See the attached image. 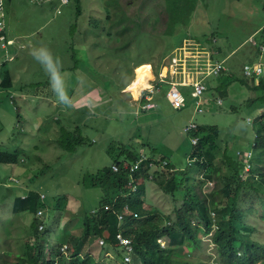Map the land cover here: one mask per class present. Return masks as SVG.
Segmentation results:
<instances>
[{"label":"rangeland","instance_id":"374dc122","mask_svg":"<svg viewBox=\"0 0 264 264\" xmlns=\"http://www.w3.org/2000/svg\"><path fill=\"white\" fill-rule=\"evenodd\" d=\"M119 1L127 17L125 24L133 29L137 19L140 23L137 36H131L132 42H123L127 49H120L122 39L111 40L105 32L109 29L107 20L104 21L109 19V0H82L84 14L78 19L72 0L63 6L57 1L4 0L6 31L13 44L7 53L0 50V63L5 55L15 57L7 64L14 77L12 88L0 94V100L3 99L0 147L5 152H14L20 150L16 147L19 142L25 149L20 152L25 162L12 167L5 165L9 170L15 169V180L9 178L3 182L13 185L12 194L8 196L0 181V253L22 251V244L30 235L32 215H23L24 218L15 214L14 201L18 194L35 190L45 196L46 224L50 230L46 237V255L53 259L63 255L65 258L59 257L58 264L65 259V264H71L70 253L60 249V253L54 254L55 248L64 243L68 245L67 251L73 248L70 242L60 240L70 239L71 236H63L66 230L76 234L74 226L85 216L84 211L100 208L103 190L93 186L92 180L121 154L119 147L123 144L155 159L165 156L177 172L188 170L190 176L197 171L190 157L194 147L191 134L184 131L190 122L200 127L217 126L220 131L217 149L221 152L229 149L237 155L252 150L255 122L264 114V102L260 99L264 92L250 87L253 80L244 76L243 65L259 57L250 39L264 25V0ZM91 17L103 20L96 30L87 26ZM73 24L77 27L74 52L81 58L76 68L69 52ZM185 37L189 42L201 41L212 59L224 60L227 67L220 75L205 78L208 90L202 96L203 112L195 111L193 99L179 109L172 107L166 98L171 78L158 81L161 90L154 97L156 107L139 110V103L135 101L141 90L133 94L122 91L130 82L134 83L138 64L144 61L150 64L158 80L165 60L160 63L161 54L182 46ZM255 39L264 42L261 34ZM81 43L85 44L84 48ZM178 53L171 56L176 57ZM19 90L27 94L25 100L19 98L24 102L23 105L19 102L24 116L21 121L16 110L18 103L11 97ZM48 92L50 96L46 98ZM218 99L222 100L221 105ZM248 117L255 122L248 123ZM64 126L81 127L85 143L74 152H66L57 144ZM3 173L6 172L0 171ZM215 185L216 179H212L203 188L210 190ZM145 186V207L159 209L174 218V208L181 206L185 197L184 185L176 198L153 181L147 180ZM247 222L256 228L254 239L264 243V220L254 214ZM201 237L200 247L191 252L185 245L170 248L175 254L195 261L220 262L211 234H201ZM98 243L89 248V254L96 261L105 263L115 258L113 249L105 253ZM162 246L169 247L168 241L163 239ZM115 260L121 264L118 258Z\"/></svg>","mask_w":264,"mask_h":264},{"label":"trees","instance_id":"16d2710c","mask_svg":"<svg viewBox=\"0 0 264 264\" xmlns=\"http://www.w3.org/2000/svg\"><path fill=\"white\" fill-rule=\"evenodd\" d=\"M72 3L75 7V16L78 19L84 14L82 0H72ZM119 4V0H109L107 6L109 19H104V21H109V23L105 21L109 24V29L104 30L111 40L122 39L123 41L119 45L120 49H127L123 42L125 40H129V43L132 42L131 36H137L140 23L137 19V24L133 25V29L125 24L127 17ZM173 11L171 10V12ZM101 21L103 20L91 17L87 26L96 30ZM75 26V24L71 26L70 37L72 40L69 44L73 68L79 67L78 61L81 59L74 52L77 29ZM114 30L115 32H113ZM128 32L131 33L128 34ZM85 36L87 38L84 31ZM196 42L202 43L201 41ZM81 45L84 48L85 44L81 43ZM112 48L119 49L117 46ZM165 58L166 55L161 56L160 63ZM8 62L7 60L1 62L0 89H10L13 85L12 75L7 67ZM73 68L72 65L69 67L71 70ZM250 87L263 90L264 81L262 80L259 86L250 85ZM49 96L48 92L46 97ZM260 99L264 102V95ZM16 110L19 119L18 107ZM219 134V128L215 125L198 126L196 132V136L199 137L198 143L193 147L190 156L197 166L196 173L190 176L188 170L177 172L171 162L165 168L154 171L148 164L143 165L134 174L138 185L134 192L129 187L131 174L125 168V164L136 161L140 153L136 148H127L129 145L120 146L121 154L116 155L112 163L109 166H104L98 172L97 177L92 180L93 186H100L103 190L100 208L84 211L85 216L80 217L74 226L76 234L72 230H66L63 236H71V240L60 239L63 242H70L73 246L66 252V254L70 253L71 264H117L115 258H118L121 264H127L124 259L127 251L126 246L120 244L117 238L119 233L131 240L132 251L129 254L131 261L128 264H258L259 262L264 264V243L254 239L256 228L247 222V218L254 214L264 220V122L263 120L255 122L252 156L248 162L242 159L244 153L240 152L235 155L229 149L222 152L217 149ZM84 143L85 138L81 134L80 126L73 128L64 126L60 129L57 144L64 151L74 152L78 146ZM20 152L21 150L17 149L14 152L11 150L5 152L0 149V163L17 165L20 161L23 162L25 156ZM155 160L159 162L168 159L162 156ZM115 163L120 165L118 172L112 168ZM247 164L250 165L249 169H246ZM212 179H216L215 187L204 190L203 187L211 183ZM147 180L155 182L162 191L170 194L173 198H176L180 191L179 188L184 185L185 197L182 205L174 208V218L165 215L159 209L145 207V182ZM2 185L10 191L9 194L13 193V185ZM44 199L45 196L35 190L18 194L14 201L13 212L21 216L32 215V221L29 224L30 235L22 244L21 252L17 254H13L11 251L0 253V264H58L59 257L61 260L65 258L60 254L54 259L46 255L45 247L48 246L46 237L50 230L46 224L47 212ZM106 205L108 208H105ZM40 209L45 211V219L37 216ZM120 214L123 215V219L120 218ZM40 225H44V228L40 229ZM201 234H211L212 242L221 259L220 262L195 261L188 256L183 257L175 254L170 248L171 246L185 245L186 249L191 252L200 247ZM163 239L168 241L169 247L162 246ZM98 241L100 243L103 241L101 246H98L101 247V250L104 249L105 253H108L109 249H113L115 258L109 259V262L105 261V263L96 261L89 254V248ZM64 244L56 246L54 254L60 253ZM7 258L12 261H8ZM61 262L65 264L67 260Z\"/></svg>","mask_w":264,"mask_h":264},{"label":"built area","instance_id":"2783aa9c","mask_svg":"<svg viewBox=\"0 0 264 264\" xmlns=\"http://www.w3.org/2000/svg\"><path fill=\"white\" fill-rule=\"evenodd\" d=\"M36 2L42 3V2H54L57 1L60 6L68 5L71 0H34ZM58 12L60 13L61 10L59 9ZM257 34H261V37L264 39V25L256 31L255 34H253V37L250 39L251 45L257 50L258 52V59L252 61V62H246L243 65V74L244 76L251 78L256 86H259L261 81H264V42H258L255 37ZM192 42L185 41L183 46L179 48V52L183 51V53L186 54L187 49L189 48L190 44ZM12 41L8 39L7 31H6V22H5V3L4 0H0V50L8 52V48L12 45ZM207 48V47H206ZM193 58H187L184 62H178L176 63L175 70H172L170 74L166 76H162L161 69L159 72V79H155L152 71V77L148 79V84L143 87L137 97L143 98L145 100L143 108L144 109H154L156 107V103L154 101L155 95L160 92V86L158 82L159 80H165L167 78H171L169 85L170 88L166 93V98L168 102L172 105V107L179 109L181 106L185 104L188 100L191 99L195 100V111L198 113L203 112V100L202 96L205 91L208 90V86L205 82V78L207 76H217L223 73L227 70V67L225 66L224 60H213L211 54H198L194 55ZM15 56H8L5 55V59L7 61H13ZM3 60V61H4ZM1 66V63H0ZM173 67V66H172ZM152 70V68H151ZM264 92V89H263ZM264 95V93H263ZM12 98H25L24 94H17L12 93ZM218 105L222 104V100H217ZM264 122V114H261L256 121H262ZM248 123L253 124L255 122L254 118L248 117L247 119ZM198 130V124L196 122H190L184 127V131L187 134H191V141L192 144L195 146L198 143L199 137L196 136V132ZM240 154V152H238ZM252 156V151H249L247 153H244L242 157H247L248 159ZM150 167L151 170H157L160 168H165L168 164V161L163 160L157 162L156 160L151 159L149 156L141 153L136 161H134L131 164H125V168L130 171L131 177L129 182V187L131 191H136L138 188V185L135 181L136 177L134 174L138 172L143 165H147ZM113 170L115 172H118L120 170L119 164H114ZM250 165L247 164L246 169H249ZM152 177V176H151ZM15 180L14 178H12ZM44 196V195H43ZM105 208H108L106 205ZM37 216L41 219H45V211L43 209L38 210ZM120 218L123 219V215L120 214ZM44 228V225H40V229ZM117 238L120 242V244H123L126 246V256L124 257L126 263L128 264L131 261L130 253L132 251V245L131 240L127 239L122 236V234H118ZM103 241H101L102 243ZM67 245H63L61 250L66 254L67 252Z\"/></svg>","mask_w":264,"mask_h":264},{"label":"bare ground","instance_id":"6f19581e","mask_svg":"<svg viewBox=\"0 0 264 264\" xmlns=\"http://www.w3.org/2000/svg\"><path fill=\"white\" fill-rule=\"evenodd\" d=\"M178 51L179 50H177L176 52H178ZM200 53L206 54V53H208V50L204 45L197 43L196 41L193 40V43L190 44L189 48L187 49V52H186L187 55H185V53H183V51H180L176 55V57L175 56H169L164 60V62L162 64V68H161L162 76H166V75L170 74V72L172 70H175L176 65H177L176 63L184 62L187 58H193L194 56H192L191 54L198 55ZM150 77H152L151 65L150 64H144V65L140 66L137 69V76H136L134 83L129 84L126 87V91H128L132 94L134 92L140 91L143 87H145L148 84V79Z\"/></svg>","mask_w":264,"mask_h":264},{"label":"crops","instance_id":"0c3cea01","mask_svg":"<svg viewBox=\"0 0 264 264\" xmlns=\"http://www.w3.org/2000/svg\"><path fill=\"white\" fill-rule=\"evenodd\" d=\"M193 40V39H192ZM185 41H189V40H187V38L185 37L184 39H183V42H182V46H183V44L185 43ZM200 44H202V43H200ZM203 45V44H202ZM182 46H177V47H175L172 51H170V52H168L167 54H165L166 55V58L167 57H169V56H171V54L172 53H174V52H176L177 50H179V48H181ZM205 46V45H204ZM161 56H163V54H161ZM165 58V59H166ZM142 65H144V64H142ZM142 65H140V66H142ZM152 71V70H151ZM160 72V71H159ZM152 74H153V76H154V78H155V75H154V73H153V71H152ZM12 75V74H11ZM158 77H159V75H158ZM12 79H13V81H12V84H13V82H14V77H13V75H12ZM155 79H157V78H155ZM252 85L253 86H255V84H254V82H252ZM126 89V88H125ZM7 92L8 91V89H0V94L1 93H3V92ZM15 93H17V94H23L22 92H24V91H21V90H19V92H16V91H14ZM25 93V92H24ZM26 94V93H25ZM24 94V95H25ZM2 96V95H1ZM26 96H27V94L25 95V98H22V99H26ZM73 97H74V94L72 95ZM37 97H38V95H37ZM44 98V97H43ZM47 98V97H46ZM109 98H110V96H109ZM10 99V98H9ZM22 99H19V98H17L16 99V102L18 103V109H19V113H20V118H19V120L20 119H22L24 116H23V114H22V109H21V105H23L24 104V102H23V100ZM111 99V98H110ZM3 99H1L0 100V102L2 101ZM137 101H135L136 103H139L138 104V109L139 110H142V111H149V110H153V109H144L143 108V105H144V102H145V100L143 99V98H139V99H136ZM19 102H20V104H19ZM27 102H28V100H27ZM133 102V101H132ZM27 114H28V111H27ZM21 121V120H20ZM20 121H18V122H20ZM16 147H18V148H20V150H21V152H22V150H23V152H24V147L22 146V145H20V143L19 142H17V144H16ZM0 149H2L1 147H0ZM141 154V153H140ZM23 162H25V160H23ZM0 171H2V172H6V173H3V174H5V175H3V174H0V178H2V179H0V181L2 182V184H4L3 182L4 181H7L9 178H14L15 177V169H11V170H9L8 169V167H12V166H17L16 164L15 165H9V164H4V163H0ZM5 165H8V167L7 166H5ZM1 168L3 169V170H1ZM1 184V185H2ZM7 192V194L8 195H10L9 194V191H6Z\"/></svg>","mask_w":264,"mask_h":264},{"label":"clouds","instance_id":"9594fccd","mask_svg":"<svg viewBox=\"0 0 264 264\" xmlns=\"http://www.w3.org/2000/svg\"><path fill=\"white\" fill-rule=\"evenodd\" d=\"M131 83H132V82H131ZM131 83H130V84H131ZM127 86H128V85H127ZM127 86H126V87H127ZM126 87H125V88H126ZM125 88L122 90L123 92L126 91ZM126 92H127V91H126ZM22 93H23V92H22ZM23 94H24V93H23ZM61 100H63V97H61ZM143 154H144V153H143ZM145 155H146V154H145ZM147 156H148V155H147ZM150 158L153 159L152 157H150ZM191 159H192V157H191ZM153 160H155V159H153ZM156 161H157V160H156ZM160 161H163V160H160ZM166 161H168V163L170 162L169 160H166ZM157 162H158V161H157ZM157 170H160V169H157ZM153 171H154V170H153ZM126 211H128V210H126ZM64 245H67V244H64ZM67 246H68V245H67ZM67 249H68V248H67Z\"/></svg>","mask_w":264,"mask_h":264}]
</instances>
